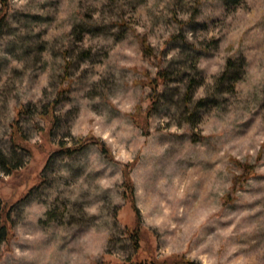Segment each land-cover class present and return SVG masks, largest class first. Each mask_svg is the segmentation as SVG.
Returning a JSON list of instances; mask_svg holds the SVG:
<instances>
[{"label":"rangeland","instance_id":"374dc122","mask_svg":"<svg viewBox=\"0 0 264 264\" xmlns=\"http://www.w3.org/2000/svg\"><path fill=\"white\" fill-rule=\"evenodd\" d=\"M10 15L0 264H264V0H11ZM229 58L244 64L235 91L197 106ZM160 67L171 79L151 109ZM54 102L50 131L40 112ZM80 137L108 156L58 151Z\"/></svg>","mask_w":264,"mask_h":264},{"label":"trees","instance_id":"16d2710c","mask_svg":"<svg viewBox=\"0 0 264 264\" xmlns=\"http://www.w3.org/2000/svg\"><path fill=\"white\" fill-rule=\"evenodd\" d=\"M200 1V0H197ZM242 0H224V3L228 9L233 8L234 6H238ZM0 35L4 32V29L6 28V25L10 19V11H11V0H0ZM144 51L148 54H153V51L150 47V45L144 44ZM237 60L238 58H229L228 63L226 64L225 69L219 74L214 82V84L208 89V95H206L203 98H200L197 102V106H203L207 103H211L212 99L211 97H214L215 95H219L222 93H232L236 89L237 82L242 79L244 75V69H242V66L244 64H240V69L237 67ZM197 61V60H196ZM244 63V62H243ZM170 73L167 68L160 67L156 76L151 77L149 79V83H151V86L153 87L151 92V109H154L156 105L158 104L160 97H161V91L159 90V85H166L168 80H170ZM55 102L51 103L49 106H47V109L44 111H41V116L45 119V121L50 125V131H52L54 125L57 122V116L54 112ZM149 108V110H150ZM20 113V112H19ZM13 137L16 139V134L18 135L17 130H15ZM20 137V136H19ZM95 138V137H94ZM92 137H80L76 139L73 146H61L58 151H62L67 153L68 155L74 154L84 148H86L91 143H96L98 146H100L101 150L105 154V156H108L109 148L107 144L104 141H100L99 139H94ZM19 143V142H18ZM20 144V143H19ZM13 169V168H12ZM126 181L125 189L126 192L129 193V197L132 202V206L136 212V226L133 229L127 228V232L129 234V237L131 238L135 251L137 252L140 249V240L142 238L141 234V225H142V216L141 211L136 203V196H135V186L134 182L131 179L130 176L126 175ZM32 188L27 195L25 196V199L30 196V194L33 192ZM127 196V198H129ZM12 215L10 210L7 208V204L3 201V199L0 197V248L1 246L8 242L12 233ZM129 264H145L143 261H131ZM148 264H197L194 261H187V262H180L178 260L171 261V262H165V263H158L156 260H150Z\"/></svg>","mask_w":264,"mask_h":264}]
</instances>
